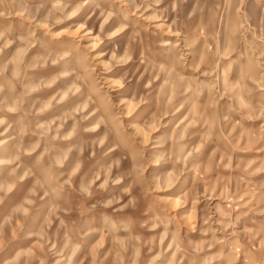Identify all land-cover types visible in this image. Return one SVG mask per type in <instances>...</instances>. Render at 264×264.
<instances>
[{
    "label": "rangeland",
    "instance_id": "374dc122",
    "mask_svg": "<svg viewBox=\"0 0 264 264\" xmlns=\"http://www.w3.org/2000/svg\"><path fill=\"white\" fill-rule=\"evenodd\" d=\"M0 264H264V0H0Z\"/></svg>",
    "mask_w": 264,
    "mask_h": 264
},
{
    "label": "bare ground",
    "instance_id": "6f19581e",
    "mask_svg": "<svg viewBox=\"0 0 264 264\" xmlns=\"http://www.w3.org/2000/svg\"><path fill=\"white\" fill-rule=\"evenodd\" d=\"M168 43H170V42H168ZM238 55V58H239V54H237ZM241 56V55H240ZM226 60H229V63H230V65L231 64H233V63H238V61H237V56H234V55H232L230 58H228V59H226ZM242 63V60H241V62L236 66V68L238 69L239 67L241 68V66L243 65V64H241ZM236 69V70H237ZM63 70H65V74L62 76L63 77V80L59 83V84H63V83H66L67 81H69V80H71L72 79V75L69 73V72H66L67 71V69L66 68H64ZM221 70V69H220ZM61 85H58L56 88H59V86H61ZM59 89H61V88H59ZM80 91H82V90H80ZM169 200H172V202H177V197H173V196H171V197H169L168 198Z\"/></svg>",
    "mask_w": 264,
    "mask_h": 264
}]
</instances>
